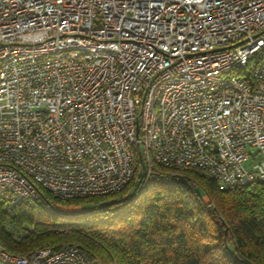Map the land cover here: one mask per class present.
Masks as SVG:
<instances>
[{
	"label": "built area",
	"instance_id": "2783aa9c",
	"mask_svg": "<svg viewBox=\"0 0 264 264\" xmlns=\"http://www.w3.org/2000/svg\"><path fill=\"white\" fill-rule=\"evenodd\" d=\"M263 54L264 0H0V200L120 192L137 148L144 185L156 165L264 183ZM0 259L96 264L1 240Z\"/></svg>",
	"mask_w": 264,
	"mask_h": 264
},
{
	"label": "trees",
	"instance_id": "16d2710c",
	"mask_svg": "<svg viewBox=\"0 0 264 264\" xmlns=\"http://www.w3.org/2000/svg\"><path fill=\"white\" fill-rule=\"evenodd\" d=\"M136 155L135 177L117 193L64 200L39 187L35 203L0 200L5 249L75 244L96 264H264V183L224 189L206 174L156 165L144 185Z\"/></svg>",
	"mask_w": 264,
	"mask_h": 264
},
{
	"label": "rangeland",
	"instance_id": "374dc122",
	"mask_svg": "<svg viewBox=\"0 0 264 264\" xmlns=\"http://www.w3.org/2000/svg\"><path fill=\"white\" fill-rule=\"evenodd\" d=\"M247 165V167H250V165H249V163H247L246 164ZM143 172V169H141V173ZM140 180H141V178H137V180H136V184L138 185L139 184V182H140ZM132 189H130L129 191H128V193H132ZM80 207H78V208H76V209H69V210H77V209H79Z\"/></svg>",
	"mask_w": 264,
	"mask_h": 264
},
{
	"label": "water",
	"instance_id": "95a60500",
	"mask_svg": "<svg viewBox=\"0 0 264 264\" xmlns=\"http://www.w3.org/2000/svg\"><path fill=\"white\" fill-rule=\"evenodd\" d=\"M141 155V154H140Z\"/></svg>",
	"mask_w": 264,
	"mask_h": 264
}]
</instances>
